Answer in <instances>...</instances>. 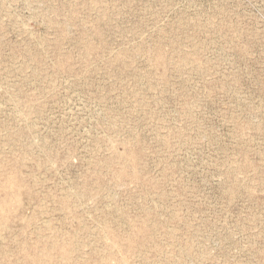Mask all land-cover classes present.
Here are the masks:
<instances>
[{
	"label": "rangeland",
	"instance_id": "374dc122",
	"mask_svg": "<svg viewBox=\"0 0 264 264\" xmlns=\"http://www.w3.org/2000/svg\"><path fill=\"white\" fill-rule=\"evenodd\" d=\"M0 264H264V0H0Z\"/></svg>",
	"mask_w": 264,
	"mask_h": 264
}]
</instances>
